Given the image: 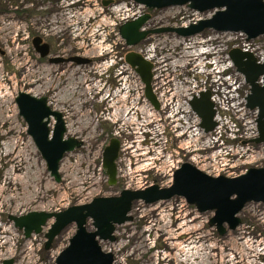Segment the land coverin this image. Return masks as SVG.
Instances as JSON below:
<instances>
[{
	"label": "rangeland",
	"instance_id": "1",
	"mask_svg": "<svg viewBox=\"0 0 264 264\" xmlns=\"http://www.w3.org/2000/svg\"><path fill=\"white\" fill-rule=\"evenodd\" d=\"M104 1L107 0H0V244L7 242L0 248V264L8 260H13L14 264H55L76 232L74 224L69 226L54 240L50 250H46L45 234L54 220L48 222L41 234L26 239L23 230L16 228L9 219L11 216L22 217L32 212L59 213L72 206L88 204L97 197L117 196L128 186L131 189L151 184L168 187L172 165L182 163L192 164L211 176V172L216 173L214 167L221 168L224 160L234 161L236 167L230 170L234 175L249 168H264L263 146L235 143L224 159L225 150L220 153V142L214 147L211 143L214 135L197 136L191 141L189 137L185 144H180L178 130L171 129L172 124L178 126L176 121L169 118L162 122L155 118L150 120L158 116L151 110V105L144 102L141 79L131 67L119 62L130 51H150L157 66L154 83L159 82L165 89L173 82L183 84L194 78L210 81L211 77L202 73L207 57L201 55L200 49L208 45L211 56L224 55L233 45L234 35L206 31L193 38L181 39L171 33L159 34L138 47L127 48L117 35L118 28L113 25L124 11H116V17L110 18L113 6L105 7ZM154 16L149 29L189 25L199 18L210 17L211 13L195 14L182 7L155 10ZM37 37L50 46V56L42 58L35 50L32 41ZM258 42L264 48V38ZM99 46H102L101 58H92L98 54ZM109 46L112 48L110 53L105 50ZM76 54L90 62H52ZM110 57L117 61L115 68H101L90 73ZM121 66L120 76L117 69L120 71ZM24 67L32 68L35 74L24 73ZM121 77L126 79L120 81ZM46 78L54 83L39 82ZM89 78L94 80L97 90L84 96V80ZM120 83H125L129 89H139L138 92L134 89L132 95L139 94L146 118H139L136 125H132L130 119L125 123L119 118L109 119L108 111L113 107L108 106L109 99L100 88L104 85L106 88L117 87ZM247 88L242 87L241 93L244 94ZM19 92L46 97L49 107L66 116L65 122L71 124L66 137L83 141L81 148L65 154L60 164L59 183L47 170L45 160L27 133V123L15 102ZM53 104L54 108L51 107ZM120 106V102L117 103L115 108L119 111L116 113L122 111ZM149 112L153 116L147 117ZM179 121L187 128L185 134H190L192 122L189 119ZM161 123L169 144H164L166 139L162 141L156 129L157 126L161 129ZM53 125L54 119L51 129ZM127 135L137 136L138 147L131 146ZM114 138L121 139L124 156L123 167L118 169L119 183L111 187L102 159L104 149ZM172 148L180 152H176L174 158L167 151ZM126 149L135 154L129 156ZM15 164L21 166L19 172L13 170ZM83 172H87V176ZM15 175L25 177L19 181V186L8 185L7 191L14 189L17 197L14 192L4 191ZM88 176L91 181L87 180ZM130 215L131 222L116 228L115 242H101L103 250L114 255V264H264L263 203L247 204L239 214L241 226L225 236H220L216 228L209 226L213 212L200 214L180 197L153 205L137 202ZM88 227L94 231L91 222Z\"/></svg>",
	"mask_w": 264,
	"mask_h": 264
},
{
	"label": "water",
	"instance_id": "2",
	"mask_svg": "<svg viewBox=\"0 0 264 264\" xmlns=\"http://www.w3.org/2000/svg\"><path fill=\"white\" fill-rule=\"evenodd\" d=\"M148 10H167L182 8L199 14L212 13L207 19L186 27H166L144 30L151 20L150 14H144L136 20L129 21L119 28V35L127 48L139 46L150 36L175 34L178 38H193L206 31L216 33L243 34L248 41L264 36V0H134ZM111 1H104L106 7ZM33 46L42 58L50 56V47L43 39L34 38ZM229 58L249 86L247 108L258 111L257 130L259 137L253 142L264 144V63L258 64L252 53L232 49ZM76 62L87 64L88 59L76 57L68 60L55 59L52 62ZM126 63L142 79L145 96L150 104L159 110L160 104L152 89L154 65L137 52L131 51L125 57ZM262 79V85L258 82ZM15 102L19 114L27 123V133L46 162L47 170L56 182H61L60 164L65 154L83 146V141L66 137L67 127L63 114L53 111L46 97L37 98L19 92ZM192 110L201 119V128L209 134L217 127L214 120L216 111L211 102V93L203 92L190 102ZM54 125L51 129V122ZM120 143L112 139L103 152L102 165L108 176V185H117L118 173L116 161L119 157ZM174 197L185 199L194 206L198 213L213 212L209 226L216 228L220 236L236 230L242 221L239 214L249 203L264 204V168H249L239 177H213L199 170L192 164L185 163L174 171L172 185L160 188L153 185L144 190H123L117 196L97 197L90 203L69 207L59 213L32 212L22 217H10L15 227L23 230L24 237L42 233L51 220L45 235V249L50 250L54 240L69 226L75 225L76 232L70 239L68 247L57 257L55 264H114V255L105 252L101 242H115L118 226L133 220L130 215L133 205L143 202L146 205L168 201ZM92 223L94 231L88 224ZM3 264H14L13 260Z\"/></svg>",
	"mask_w": 264,
	"mask_h": 264
},
{
	"label": "built area",
	"instance_id": "3",
	"mask_svg": "<svg viewBox=\"0 0 264 264\" xmlns=\"http://www.w3.org/2000/svg\"><path fill=\"white\" fill-rule=\"evenodd\" d=\"M111 1L113 2L111 5V7L113 6L112 7L113 10L110 12V16H109L110 18L116 17L115 14L116 11H124L122 12V16H120L121 15L120 14L119 16L116 17L118 21L113 23V25L116 26L117 28L128 21L138 19L139 17H141L146 13L145 8L141 5L136 4L135 1L133 0H111ZM116 4H119L120 6L119 7L114 6ZM198 20H196L195 22H197ZM187 25L188 24H182L181 26H187ZM234 37L235 40L233 42L232 48H238L245 52L252 53L257 59V62L259 64L264 62V48L258 42L260 38L257 40L247 41L246 37L242 34L234 35ZM107 49H110L112 51V48L110 46L105 48V50ZM200 52L201 55H205V58L207 57L206 60L203 62L204 65L202 68L203 71L202 73L205 76H210L211 80L207 81V79H205L200 81L194 78L193 81L189 80V82L187 83L189 85V95L186 104L187 114H188V119L192 122L193 125V126L190 125L192 126V131H190L191 135L187 134V138H188L187 140H189V137L191 141V139H193L194 137L205 135L204 131L200 127L201 120L192 111L190 107V102L194 97H198L201 93L209 91L211 93V101L213 102L214 109L216 111L215 120L217 122V127L212 133L208 135L215 136L213 138V141L211 142L213 144V147L216 145V143L220 142L219 143V145H221L220 153L222 154V152L225 150L223 158L227 159L226 157L229 156L228 152L231 151V148L235 143L237 144L240 142L242 143V145L244 144L254 145L253 143H251V141L256 139L258 136L257 128H256V120L258 113L257 111H251L247 109L246 98L249 94V90L247 88L244 94L241 93L242 87L246 86V83L244 78L235 70L234 65L229 59L228 53L226 52L224 55L221 56L217 54L211 56L210 47L208 45L203 46V48L200 49ZM139 53L142 54L147 61L156 64L153 54H149L150 51L146 53L143 52H139ZM119 62L126 65V67H129V65L125 63L124 57H121ZM112 63L117 64V61L112 59L111 64ZM192 65L194 66V68L196 67L195 63ZM122 67L123 66H121L120 71L117 69L120 76L122 74ZM124 78L126 79V77ZM183 84L178 83L177 85L180 88H182ZM161 107L163 109L164 106ZM160 126H162L161 129L158 126L156 127V129L159 135H161L160 136L161 140L163 141V139H166L164 144H168L167 138H165L166 136L164 137L166 130L163 127V125L160 124ZM262 146L264 147V145ZM233 163L234 161L232 162V160L231 161L229 160L228 162L224 160L221 163L222 166L221 168L214 167L216 173L211 172L212 175L213 176L225 175L230 177L231 174L230 170H232L233 167H236V165ZM178 166L179 165L177 166L172 165L173 168L170 169L168 175L171 174L172 176L173 171L177 169ZM231 176L235 177L238 175H234V173H232ZM148 186L150 185H141L134 187L132 189H144ZM127 188H130V186H128Z\"/></svg>",
	"mask_w": 264,
	"mask_h": 264
},
{
	"label": "flooded vegetation",
	"instance_id": "4",
	"mask_svg": "<svg viewBox=\"0 0 264 264\" xmlns=\"http://www.w3.org/2000/svg\"><path fill=\"white\" fill-rule=\"evenodd\" d=\"M150 14L152 16V19H151V21H152L155 18L154 11H151ZM149 26L150 25H148V27ZM43 42H44V40H43ZM76 57H80V55L76 54L74 56H70L69 58H60L59 57V59L68 60V59H72V58H76ZM89 62H90V60H89ZM70 63H74V62L70 61ZM60 64H62V63H60ZM63 64H68V62H63ZM156 71H157V66H156V64H154L152 89H153V92L155 93V95L158 97L160 103L162 104L161 106H164V107H163V109L161 107L159 110H155L154 108H152L154 113L158 117L156 118L155 116H153V118L150 119V120H153L155 118L156 120H159V121L162 122L164 119L169 118V119H171V121H176V123H177L176 125H178L179 127L178 126L174 127V124H172V128L171 129H174L176 131L178 130V132H179L178 133V137H180V139H179L180 144L181 143L185 144V142H187V139H186L187 138V134H185L186 133V128H185V126L181 127L182 124L181 125L179 124V120L185 122L188 119L187 105L186 104H187V98H188V95H189V85L185 82L183 87L180 88L176 83L173 82L171 84H168V87L165 89V88L162 87V84H160L159 82L154 83V80L156 79L154 73ZM139 79H141L140 76H139ZM141 82H142V79H141ZM128 87H129L128 85H122V83H120L117 87H112L111 86V87H108V88L104 89V93L103 94H106L105 95L106 98L109 99L107 104H108L109 107H113V109L111 108V110L110 109H109V111L107 110L108 111V116H109V119H111V118H119L123 122L128 120V118H125V116L121 112L116 113L117 111H119V109L115 108L117 103L120 102V104H121L122 95H125V96L128 95V97H131L129 102H133L134 103V107H135V109L133 110L134 112L131 111V110L129 111V113H130L129 117H131L134 120H136V122L134 124H137L139 118H142V119L144 117L146 118V116L142 113L143 110H144V107H143V104L141 103V99H140L139 94L136 93L135 95H132V94H134L132 92L134 91L135 87H131L130 89ZM136 91L138 92L139 89L136 90ZM141 95L144 97V102L148 103V101L146 100V96H145V87H144V85H143V87H141ZM133 96H134V98H133ZM140 112H141V114L139 115ZM148 116H149V113H147V117ZM161 125L164 126V124H162V123H161ZM127 136L131 139V142H130L131 146L138 147V145H137V141H138L137 136H134V135H132V136L127 135ZM173 138H174V135H173ZM118 141L120 142V149H119V157H118V160L116 162L117 169H119V167H121V166L123 167V164H122L121 161H122V157L124 156V153H123L124 150L122 149L121 139L118 138ZM172 142H171V144H172ZM167 147H168V145H167ZM167 151H169L171 153V156L173 158H174V155H175L176 152L180 153L179 151H176L173 148H172V151H170V150H167ZM125 153L128 154L129 156H133L135 154V152H133V151H131L129 149L126 150ZM164 157L166 158V156H164ZM169 175L171 176V174H169ZM118 183H119V181H118Z\"/></svg>",
	"mask_w": 264,
	"mask_h": 264
},
{
	"label": "bare ground",
	"instance_id": "5",
	"mask_svg": "<svg viewBox=\"0 0 264 264\" xmlns=\"http://www.w3.org/2000/svg\"><path fill=\"white\" fill-rule=\"evenodd\" d=\"M99 48V51H98V54H96V55H94L92 58H101V54H99L101 51H102V46H99L98 47ZM101 68H103V69H106L107 67H106V65H102V66H95L92 70H90V73H96L97 72V70H99V69H101ZM24 73H26V74H29V75H32V74H35L33 71H32V68H29L28 69V67L27 68H25L24 67ZM88 76V75H87ZM86 76V77H87ZM42 81H46V82H48L49 84L50 83H54L52 80H50V79H48V78H46V80L45 79H41V80H39V82L40 83H42ZM87 87V88H86ZM84 89H85V92H84V96H89L90 94H93L94 93V91H96L97 90V85L95 84V82H94V80H92L91 78H89V79H85L84 80ZM122 102H121V106H120V108L122 109V111H120L124 116H125V118H128V119H130V120H132V125H136V124H133V122L134 121H136V120H134L133 118H131V117H129L130 116V113H129V111L131 110V111H133L134 109H135V107H134V103L133 102H129L130 101V98L131 97H128V95H122ZM85 99V98H84ZM132 103V104H131ZM51 107H53L54 108V104L53 105H51ZM72 113H73V111H71ZM150 113V112H149ZM149 116H153V114H149ZM64 119H65V121L67 120V117L66 116H64ZM66 123V122H65ZM10 127H13L12 126V124H10L9 125ZM66 127L68 128V131H71V128H72V126H71V124H69L68 122L66 123ZM126 150H128V149H126ZM20 153H22V150L20 151ZM163 156V155H162ZM163 159H166L165 157H163ZM157 160V159H156ZM22 162H24L25 163V159H23L22 158ZM20 168H21V166L20 165H18V164H15L14 165V168H13V170H15V172H19L20 171ZM83 174H84V176H87V172H83ZM16 177H14V178H11L10 179V181H9V183L7 184V187L4 189V191H7L8 190V185L9 186H19L18 184H19V181H22V180H25V177L23 178V177H19L18 175H15ZM20 178H21V180H20ZM14 180H16V181H14ZM87 180L89 181H91V178L88 176L87 177ZM39 189H41V188H39ZM8 193H13L14 194V196H16L17 197V195L15 194V190L13 189V192H11V191H7ZM40 192H41V190H40ZM40 198H42V193H39V195H38ZM6 233H8L7 231H6ZM5 244H7V242H4V243H2V244H0V248H2L3 246H5ZM183 250H185V249H183ZM184 252V251H183Z\"/></svg>",
	"mask_w": 264,
	"mask_h": 264
}]
</instances>
